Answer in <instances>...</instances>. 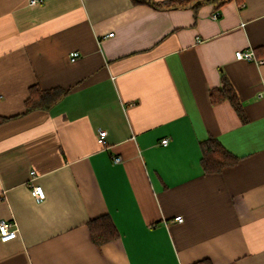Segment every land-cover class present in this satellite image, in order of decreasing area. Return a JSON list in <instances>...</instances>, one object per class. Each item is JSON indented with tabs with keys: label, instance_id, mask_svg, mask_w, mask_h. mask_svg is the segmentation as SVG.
Returning <instances> with one entry per match:
<instances>
[{
	"label": "crops",
	"instance_id": "1",
	"mask_svg": "<svg viewBox=\"0 0 264 264\" xmlns=\"http://www.w3.org/2000/svg\"><path fill=\"white\" fill-rule=\"evenodd\" d=\"M196 2L0 0V264H264V0ZM223 75L246 120L211 102ZM34 85L65 94L25 112ZM209 137L238 162L205 172Z\"/></svg>",
	"mask_w": 264,
	"mask_h": 264
},
{
	"label": "trees",
	"instance_id": "2",
	"mask_svg": "<svg viewBox=\"0 0 264 264\" xmlns=\"http://www.w3.org/2000/svg\"><path fill=\"white\" fill-rule=\"evenodd\" d=\"M203 2L218 1V8L228 2V0H197L192 7L197 8ZM134 4H147L155 8H179L186 7L183 5V0H166L157 2L155 0H132ZM65 94V91L59 87L43 90L39 86L34 85L29 89L28 97L25 101L26 111L31 112L37 109H48L52 104ZM210 98L212 103H218L223 100H229L235 108L239 116L246 120V115L243 110L242 103L237 95V92L227 78L222 76L221 86L211 89ZM202 149V165L207 173H215L221 171L224 167L233 166L238 162V157L228 151L216 138L209 137L201 142ZM88 229L93 242L97 245L114 241L119 238V232L108 215H103L92 219L88 222ZM194 264H213L210 259H203Z\"/></svg>",
	"mask_w": 264,
	"mask_h": 264
},
{
	"label": "built area",
	"instance_id": "3",
	"mask_svg": "<svg viewBox=\"0 0 264 264\" xmlns=\"http://www.w3.org/2000/svg\"><path fill=\"white\" fill-rule=\"evenodd\" d=\"M43 0H30L31 4H37ZM212 17L214 19H218L220 17V13L216 11L213 13ZM109 35H113V33H110ZM237 59H245V60H251L256 61L258 63H262L263 59H257L254 52L252 50L242 51L238 50L235 53ZM80 56V53L78 51H73L70 54V60L75 61ZM98 141L101 143L104 147H107V131L105 129H98ZM163 144L168 143V139L164 138L162 139ZM113 161L115 163H119L122 161V157L120 155L113 156ZM32 194L37 198L38 201H42L45 198V192L43 188L39 185H33L32 186ZM176 220L182 221V216H177ZM18 227L17 224L13 220H1L0 221V240L1 241H9L11 239H14L18 235Z\"/></svg>",
	"mask_w": 264,
	"mask_h": 264
}]
</instances>
